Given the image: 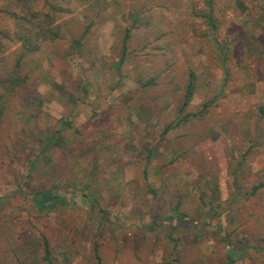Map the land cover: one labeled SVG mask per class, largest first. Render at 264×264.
I'll use <instances>...</instances> for the list:
<instances>
[{
	"label": "rangeland",
	"instance_id": "1",
	"mask_svg": "<svg viewBox=\"0 0 264 264\" xmlns=\"http://www.w3.org/2000/svg\"><path fill=\"white\" fill-rule=\"evenodd\" d=\"M57 7L17 62L27 9L0 0V264H45L42 236L55 264H264V0ZM53 187L50 212L22 195Z\"/></svg>",
	"mask_w": 264,
	"mask_h": 264
},
{
	"label": "trees",
	"instance_id": "2",
	"mask_svg": "<svg viewBox=\"0 0 264 264\" xmlns=\"http://www.w3.org/2000/svg\"><path fill=\"white\" fill-rule=\"evenodd\" d=\"M19 5L22 7H25L27 10L25 13L17 15L16 13H11L17 21V24L20 23V29H18V39L21 40V54L19 56L18 60L27 52L35 51L37 48L38 40L47 38L48 36L51 39H54L59 34V26L54 24L56 21V15L61 13V9L57 7V4H60L66 0H44L43 6L41 7L44 9V11L40 9H36L32 5L34 3V0H15ZM46 8V9H45ZM150 7H146L144 4V7L141 9L132 8L131 10H128V12L124 13V18H129L131 20L130 27H127L124 29L123 35L121 37L122 45L125 47V42L127 41L129 37V31L133 27L138 28L143 25H149L150 23V17L144 15V12L149 10ZM102 11V10H101ZM100 16V11L97 13ZM207 21L209 22V25L212 29L216 28V24L214 23V16L213 15H207L206 16ZM35 20V21H33ZM94 21L91 20L90 23H93ZM88 28V27H87ZM86 33V30L83 31V34ZM84 36V35H83ZM3 37H7V34L3 33L0 30V39ZM75 43L78 44V46H81L80 39H75ZM124 51V50H123ZM4 81L3 79H1ZM6 80H8L6 78ZM4 83V82H3ZM10 83H13V80L10 81ZM192 89H191V81L189 82V85L187 86V90L184 93V97L182 100L181 108L184 109V107L189 103V98L191 96ZM3 110V109H2ZM260 110L263 111L264 107H260ZM185 116L181 118V120H184ZM169 126L165 127L163 130V133H165L168 130ZM58 141V136L52 137L47 141V144H53ZM44 148V147H43ZM34 163V162H33ZM259 186H264V183H260ZM259 187H254L252 189V193L255 192V190ZM20 193V191L16 190L15 194ZM22 195H28L30 202L33 204V206L37 210L50 212L57 208L59 205H62L66 203L67 197L63 196V194L58 193L57 189L55 187L53 188H45L40 190H34L31 191L29 194L22 193ZM94 200V198H92ZM93 202V201H90ZM170 218H165V221H168ZM175 225H172V228L175 229ZM41 247L43 251L42 260L45 264H55V257L52 254V248L50 246V243L48 239L44 236H42V242ZM96 254V253H95ZM235 251L230 249L227 254V260L226 264H234L235 257H234ZM97 258L98 255H97Z\"/></svg>",
	"mask_w": 264,
	"mask_h": 264
}]
</instances>
